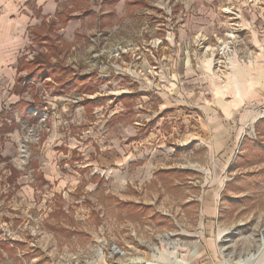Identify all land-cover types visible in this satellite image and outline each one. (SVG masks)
<instances>
[{
  "label": "rangeland",
  "instance_id": "1",
  "mask_svg": "<svg viewBox=\"0 0 264 264\" xmlns=\"http://www.w3.org/2000/svg\"><path fill=\"white\" fill-rule=\"evenodd\" d=\"M202 2L206 22L198 0H72L0 65V264H205L190 262L201 199L215 201V228L226 232L218 263L264 264V100L245 104L232 156L212 152L214 132L194 113L197 94L212 100L228 84L229 58L248 44L241 25L255 17L237 16L235 0ZM70 21L78 29L68 39ZM40 53L61 70H37ZM150 71H174L196 95L189 133L177 125L169 159L160 157L174 172L153 169L156 142L138 139L160 102ZM182 131L191 143L180 156Z\"/></svg>",
  "mask_w": 264,
  "mask_h": 264
},
{
  "label": "crops",
  "instance_id": "2",
  "mask_svg": "<svg viewBox=\"0 0 264 264\" xmlns=\"http://www.w3.org/2000/svg\"><path fill=\"white\" fill-rule=\"evenodd\" d=\"M235 1L237 3L235 8L237 16L242 11L248 16L255 17V19L252 18L251 23L243 22L242 25L240 24L242 26V35L247 36L248 44L245 46L247 48L241 54L238 53V50L235 51V55L229 58L231 65L226 69L227 72L223 76L224 79H228V84L222 85L221 87L223 88L220 90L215 89L217 93L213 92L212 100H206L204 93L197 94L198 96L187 93L184 89V84L181 87L182 90H180V84L174 83L175 78L178 76L174 71L167 74L157 71L149 72V77L152 78L151 88L155 90L160 102L156 105L157 113L152 114L153 128L150 127V132L144 135L141 134L138 139L142 141L141 144L149 143V141L153 143L155 140L158 157L153 158L156 163L153 162L151 166L153 169L158 167L157 171L174 172L176 170L164 161L165 158L168 160V155H170V148L167 147V143L174 137L173 131L176 130L177 125H179L178 128H184L189 133L188 126L191 123L192 115L187 108L195 96V100L198 103H195L197 107L194 113H197L195 114V119L199 127L214 132L211 137L213 140L212 152L219 153L224 150L225 154L230 156L236 150L238 142L241 141L242 143L245 139L242 137L243 132L241 130L245 121L250 119L249 113L243 110L246 107L245 104L250 103L252 107L258 108V103L264 100V0H255L256 3L250 2L253 0H242L246 1V3H240L241 0ZM71 3L72 0H0V65L14 61L15 49L23 46L28 41V38H26L28 36H25L28 29L31 31L33 30L32 26H35V28L41 26L43 19L58 15V13L64 11V5ZM198 3L199 7L195 8L194 12L198 11V14L202 16V21L206 22L207 20L203 19V17H207L211 9L206 8L202 0H198ZM72 5L71 7L73 8ZM223 10L224 7L221 12ZM76 14L77 12H74V15ZM256 21H262V23H254ZM74 22L70 21V25H67V28L70 29L67 32L68 39H71L78 29L73 26ZM182 31H185V29L183 28ZM177 45H180V43ZM10 58L12 60H9ZM164 75H166V79ZM137 80L139 81V78ZM142 80L143 78H140V81ZM163 80L166 81L165 84L162 83ZM174 86L178 88L180 96L177 99L173 97L174 93H172L173 90L175 91ZM140 89L142 90V87ZM210 94H212V91ZM165 115L167 118H165ZM175 116L180 117L179 120H175ZM220 116L228 118L223 119ZM259 119L262 118L258 115L254 116V126ZM156 122L157 125H155ZM138 125L139 127L143 126L137 119H134L131 127L135 129ZM155 129L158 135L154 136L150 133ZM138 130H141V128H138ZM177 137H179L177 141L181 151L176 155L183 156L185 147L191 143V136H186L183 133L182 136L177 134ZM235 139H238L237 142ZM124 140L126 139L123 138L122 142ZM139 140H137L138 144H140ZM145 150L141 151L142 160H144L143 154ZM121 152L123 153V151ZM161 155L165 158H160ZM130 163L127 164L126 162L128 166ZM159 187L162 190V187ZM199 207L201 214L198 219V228L202 230L201 234L203 235H200L202 240L190 254V262L198 261L205 264H215L216 262V264H221V262L218 263L219 260L216 257L215 250L217 249V241L226 232L220 227L215 228L214 224L217 217L215 201L211 199H204L203 201L201 199L199 200ZM149 264L158 263L151 262Z\"/></svg>",
  "mask_w": 264,
  "mask_h": 264
},
{
  "label": "trees",
  "instance_id": "3",
  "mask_svg": "<svg viewBox=\"0 0 264 264\" xmlns=\"http://www.w3.org/2000/svg\"><path fill=\"white\" fill-rule=\"evenodd\" d=\"M52 49H53V53H55V54H57V53H59V47L58 46H53V47H51ZM31 63H33V65L34 66H39V68L37 69V70H52V75L54 74V73H57V72H59L61 69H60V67H58V66H53L51 63V59L47 56V55H44V54H42V53H40V54H38V56H36L35 57V59H34V61L33 62H31ZM62 67V66H61ZM63 68V67H62ZM47 71V72H48ZM36 72V71H35ZM31 74L32 73H29V75H30V77H31ZM43 74V73H42ZM47 76H49V75H47V74H45L42 78L43 79H46L47 78ZM32 77H34L33 76V74H32ZM64 77H66V75L64 76ZM76 83V80H73L72 81V79H70V81L68 82V83H64V86L65 85H67V87L69 88L68 89V91L70 90V89H72V88H74V84ZM64 86L62 87V89L63 90H65V88H64ZM87 88H90V86H88ZM64 91H61L60 93H63ZM114 118H115V116H114Z\"/></svg>",
  "mask_w": 264,
  "mask_h": 264
},
{
  "label": "built area",
  "instance_id": "4",
  "mask_svg": "<svg viewBox=\"0 0 264 264\" xmlns=\"http://www.w3.org/2000/svg\"><path fill=\"white\" fill-rule=\"evenodd\" d=\"M119 48L121 49V52H123V49H122V47L120 46ZM118 51H119V50H117V51H116V53H117Z\"/></svg>",
  "mask_w": 264,
  "mask_h": 264
}]
</instances>
